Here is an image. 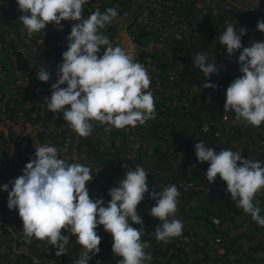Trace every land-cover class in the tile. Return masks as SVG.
<instances>
[{"label": "crops", "instance_id": "1", "mask_svg": "<svg viewBox=\"0 0 264 264\" xmlns=\"http://www.w3.org/2000/svg\"><path fill=\"white\" fill-rule=\"evenodd\" d=\"M110 1L88 0L83 17L87 18L97 9L104 13L110 8ZM144 1L130 0L125 12L133 20L130 32L134 36L144 34L146 46L138 50L139 53L145 52L144 66L152 80H158L168 70H172L180 75V81L165 92L153 93L156 118L148 120L140 128L139 134L134 133L130 126L106 132L105 126L96 124L90 136L79 137L67 126L62 113L56 118L57 114L48 111L43 99L45 96L33 90L32 80L37 78L40 65L49 71L55 67L54 72L56 71V46L45 39L44 30L32 36H28L26 32L22 34V25L0 12V151L5 154V159L2 162L0 160V180H3L0 183V208L8 203V192L3 190V185L8 184L11 190L10 182L22 175L24 167L18 160L19 152L26 151L35 158V147L51 146L48 141L42 143V137L58 133L67 138L64 144L68 151L66 162L83 164L91 169L93 180L87 186L90 185L101 193V196L92 197L102 198L105 206L111 199L109 190L117 187L125 173L135 170L136 166L143 167L149 174V193L153 189L161 192L168 185L184 181L195 182L196 188L224 187L225 182L219 176L214 184L207 181L209 164L199 163L195 143L203 141L207 147L215 148L217 152L225 149L239 151L242 156L246 154L245 159L257 155L258 146L264 141V123L256 128L246 125L242 120H235L234 111L224 112L226 90L232 81L242 75L238 59L243 48L229 57L223 45L207 46L205 40L224 32L228 22L238 32L241 28H252L253 33L242 38L243 47H250L253 41L264 42V33L257 30V22L262 19L258 10L264 5V0H229L231 7L239 9L240 16L222 8L213 12L204 0H172L166 7L170 6L173 14L159 15L145 9ZM123 15L120 18L118 15L107 27L116 33L111 41L113 46H121L131 57L137 50L125 35ZM61 23L63 32L70 35L72 22ZM177 32L185 36L184 43L174 40ZM16 48L25 50L27 59L19 60ZM50 48L55 54L52 55ZM208 50H211L208 62L215 63L218 67V74L213 73L210 79L193 65V55L207 53ZM178 54L184 56L181 58ZM98 56H101V52ZM18 80L19 85L16 84ZM209 82L217 85V89H203L202 84ZM47 97L50 99L51 95ZM173 98L187 99L191 104L195 100L191 111L198 120L182 110H173L176 109L172 105ZM26 110H30L32 114L28 118L21 117ZM226 117H229L227 122L224 121ZM38 121L46 125L48 134L41 133L40 128L35 125ZM199 121L202 126H199ZM53 124L55 128L52 127ZM204 126L210 127V134L201 132ZM216 133L219 134L218 137L215 136ZM118 135L125 137L123 142L117 141ZM74 136V148L70 152L69 145ZM87 138L98 155L89 153L86 148L81 149V144ZM139 142L143 143V147L140 153L135 154L132 147ZM176 146L179 148L176 149ZM254 160L264 162V156ZM145 199L152 200L147 193ZM186 201L187 205H182L183 198L181 195L178 197L177 212L183 214V232L192 234L194 239L191 264H264V227L258 226L250 215L237 209L232 198L220 195L214 198L209 191L205 194L193 191ZM138 207L143 210L139 214L144 222V232L151 242L147 251L151 253L152 259L146 264H167L162 255L155 257V254L167 251L174 238L167 244L157 242L154 231L159 220L149 215L151 206L141 202ZM193 213L201 214L194 217ZM0 215L13 217L23 226L18 213H6L0 209ZM97 232L103 237L101 251L93 256L89 264H112L113 259L119 258L112 251L113 238L104 231L103 226H99ZM62 235L69 233L62 230ZM204 244L206 248L201 251ZM28 247L43 264L54 261L75 264L79 259L80 246L75 243V237H70L63 256H56V250L52 246L40 241H34ZM0 264H29V260L9 252H0Z\"/></svg>", "mask_w": 264, "mask_h": 264}, {"label": "clouds", "instance_id": "2", "mask_svg": "<svg viewBox=\"0 0 264 264\" xmlns=\"http://www.w3.org/2000/svg\"><path fill=\"white\" fill-rule=\"evenodd\" d=\"M22 13L18 22L21 33L32 36L53 25L63 31L62 21L72 22L67 36V51L57 66V82L52 84L51 98L43 97L48 111L63 114L67 126L79 137L91 135L96 124L106 132L144 125L156 118L155 100L150 91L151 80L144 65L134 62L121 46H113L104 30L119 13L115 8L99 9L83 17L88 0H17ZM257 30L264 33V19L258 20ZM246 29L238 32L226 23L218 36L229 57L240 52L238 63L242 75L226 90L224 112L235 113V120L259 128L264 123V42L253 41L243 47ZM101 47L105 49L98 56ZM193 65L205 77L218 74L215 63L208 62L206 52L193 55ZM40 82L51 80V72L40 65ZM67 85V87H61ZM203 89H217L213 83H203ZM199 163L207 162L206 179L214 184L217 176L226 183V192L237 209L250 215L264 227V216L255 197L264 190V162L245 159L239 151L225 149L217 152L201 141L195 143ZM148 173L143 167L129 170L118 186L109 190L110 201L90 198L87 185L93 180L91 169L79 163H67L53 146L35 147L22 175L3 185L8 192L7 206L18 211L23 223L22 236L26 244L40 241L52 246L56 256H63L70 237L80 246L75 264H89L100 253L101 237L97 228L103 226L113 238L112 251L121 258L117 264H146L152 259L148 242L142 241L144 222L137 211L145 194L155 201L149 215L159 220L154 236L167 244L182 235L183 223L175 219L180 192L168 185L161 192L149 193ZM171 217V219H170ZM133 224L140 225L134 228ZM62 230L69 235H62Z\"/></svg>", "mask_w": 264, "mask_h": 264}, {"label": "built area", "instance_id": "3", "mask_svg": "<svg viewBox=\"0 0 264 264\" xmlns=\"http://www.w3.org/2000/svg\"><path fill=\"white\" fill-rule=\"evenodd\" d=\"M172 0H164L159 1V0H145L144 1V8L150 11H154L158 13L159 15H162L164 13H169L173 14V9L169 6L166 7L167 3H171ZM204 2L211 8V10L218 11L220 8L232 12L236 16H240L241 13L239 9L231 7L229 4V0H204ZM18 3L17 0H0V12L4 13L7 18L13 20V21H18L19 17L22 15L21 12L18 10ZM259 15L264 19V5H262L259 10H258ZM124 19V30H125V35L131 40V42L134 45V48L137 50L130 58L134 62H140V53L138 50L140 49V45L137 42L136 36H134L130 32V26L133 24V20L129 18V16L125 13L123 15ZM228 23V22H226ZM246 29V34L245 36H249L253 33V30L251 27H245ZM223 33V32H222ZM222 33H219L215 35L212 39L206 38L205 44L207 46H219L221 45L218 40V36ZM174 40L177 43H184L186 41L185 36L181 32H177L174 34ZM211 50L207 51V57L210 55ZM16 54L22 57V60L27 59L28 55L25 50L16 48ZM129 55V54H128ZM130 56V55H129ZM179 57H183L184 55L178 54ZM151 80L150 84V91L152 93H162L165 92L167 89L171 88L172 86H175L176 83L180 81V75L172 70H168L162 78H159L158 80ZM32 85H33V90L41 95L44 96H49L51 95V87L52 84L55 83L53 77L51 76V80L47 83L40 82L38 78H35L32 80ZM17 85L20 84V81L18 80L16 82ZM172 105L173 107H184L188 108L189 107V101L187 99L180 100L178 98L172 99ZM32 113L30 110H26L21 114V117L23 118H28ZM225 122L229 121V117H226L224 119ZM35 125H37L40 128L41 133L48 134V130L46 128V125L42 121H38ZM144 125H137L136 127H131L134 133L139 134L140 133V128L145 126ZM55 128V125L53 124L52 126ZM201 132L203 134H210V127L204 126L201 128ZM216 137L219 136V134H215ZM125 137L123 135H118L117 141L118 142H123ZM143 147V143L139 142L133 145L132 149L135 152V154L140 153L141 149ZM179 146H176V149H178ZM58 149V154L59 157L64 159L66 161V156H67V147L66 146H61L57 147ZM221 151V150H220ZM218 151V152H220ZM264 152V141L260 143L258 146L256 154H261ZM130 156V155H129ZM127 156V159H130V157ZM5 159V154L3 151H0V160L1 162ZM1 165H3L1 163ZM3 180H0V183H2ZM178 191L180 192L181 197L183 198V203L182 205H187V201L190 197L193 191H198L199 193H207L209 191V187L205 188L203 186H200V188H196V184L193 181H184L182 183H179L176 185ZM90 194V192H89ZM90 198L94 199L91 194ZM264 190H261L260 192L257 193L255 197V202H258L260 208H261V215H264ZM182 212H177L175 215V219H179L182 221L183 216ZM171 219V217H170ZM22 229L23 226L14 219L13 217H7V216H1L0 215V252L2 253H11L14 256H27L30 257L32 260V264H43V261L39 259L36 255L33 254V252L29 249L28 244H26L23 240L22 236ZM218 231H220V228H217ZM101 237V242L103 240V237ZM172 244L175 245L177 249H182L185 252H192L194 251V239L192 234L190 233H182L181 236L179 237H174V240ZM49 264H62L60 261H54V262H49ZM177 264H182V263H177Z\"/></svg>", "mask_w": 264, "mask_h": 264}, {"label": "trees", "instance_id": "4", "mask_svg": "<svg viewBox=\"0 0 264 264\" xmlns=\"http://www.w3.org/2000/svg\"><path fill=\"white\" fill-rule=\"evenodd\" d=\"M129 2H130V0H111L110 2H108V5H109V7L115 8L118 11L119 18H120L123 14H125L126 10L128 9ZM104 34L108 36L110 41H112V39L114 38L116 33H115L114 30H112L111 28L106 26V29L104 30ZM143 36H144V34H143ZM143 36L141 35V33L136 35L137 42L139 43L140 47H142V48H144L146 46V44L143 41ZM104 51H105L104 48L100 51L101 52V56L103 55ZM140 58H141V60L138 63H141L142 65H145L146 64L145 63L146 55H145L144 51H142L140 53ZM54 68L51 69L52 71L50 70L52 77L54 75V70H55ZM32 73H33V71H32ZM194 106H195V100H192V104L189 101L188 109H184L182 107H174L176 109H173V110H175V111H181L182 110L183 113L188 114V115L191 114L195 118V116L193 115L194 113L191 111V109ZM203 106L205 107V105H203ZM219 109H220V107L217 108L216 111H218ZM183 110L187 111V112H184ZM195 119L198 120V118H195ZM199 123H200L199 126H202V122L199 121ZM46 141H48L51 146L57 148V147H61V145L65 146L64 144H66L67 138H66V135L58 133V134H56L54 136H44V137H42L41 142L45 143ZM82 148H86L89 153H93L95 155H98V152L96 151V148L94 147V145L90 142V139H88V138L85 139V141L81 144V149ZM243 156H244V158L247 157L245 153L243 154ZM30 158H33V157L29 156L26 151H20L19 154H18V160L21 162V165L24 168H25L26 164L28 162H30ZM142 202H143L144 205H149L151 207H153L155 205V201L154 200L144 199ZM0 209H1V211L2 210L5 211L6 213H12V212L18 213V211L9 210V208L7 206L1 207ZM137 211L138 212H141V211L143 212V210L140 207L137 208ZM133 227L139 229L140 225L133 224ZM182 233H184V232L182 231ZM200 238H197V239H200ZM141 239L144 242H148V243L150 242V239L147 237L145 232H144V235L141 237ZM200 241H202V240H200ZM205 248H206V244H204L203 248H201V251H204ZM151 252H153V251H151ZM198 252L199 251H197V254H198ZM155 255H156L155 257H157V255H162L166 259V263L167 264H172V263L191 264V262L193 260V251L192 252H185L182 249H177L174 244H171L167 251H165V252L161 251V252H159V253H157ZM24 257H26L29 260V264H32V260L30 259V257H27V256H24ZM119 259H121V258L113 259L112 260V264H117V261Z\"/></svg>", "mask_w": 264, "mask_h": 264}, {"label": "water", "instance_id": "5", "mask_svg": "<svg viewBox=\"0 0 264 264\" xmlns=\"http://www.w3.org/2000/svg\"><path fill=\"white\" fill-rule=\"evenodd\" d=\"M44 32L46 33V37L45 39L48 42H52L55 44L56 46V52L58 55V64H61L62 61V54L67 51V36L63 31H59L57 30L53 25H48L46 27V29L44 30ZM57 69V68H56ZM53 79L55 82H57V75H56V71L54 72L53 75ZM62 88L65 87V85L61 86ZM74 141H75V136L72 138L71 143L69 145V151L72 152L73 148H74ZM264 156V152L258 155H255L254 157H251L250 159H258V158H262ZM88 190L91 193V196L93 197H97V196H101V193H99L98 191H96L92 186H87ZM226 188L227 185L225 183L224 187H218V186H211L209 187V192L212 195V197H216V195H220L222 197L225 198H231V194L226 192ZM193 264V263H192Z\"/></svg>", "mask_w": 264, "mask_h": 264}, {"label": "rangeland", "instance_id": "6", "mask_svg": "<svg viewBox=\"0 0 264 264\" xmlns=\"http://www.w3.org/2000/svg\"><path fill=\"white\" fill-rule=\"evenodd\" d=\"M49 50H50V52H52V55L55 54L54 51L52 50V48H50ZM16 57L19 58V60H22V57L21 56L17 55ZM200 214L201 213H193L194 217H198V216H200Z\"/></svg>", "mask_w": 264, "mask_h": 264}]
</instances>
